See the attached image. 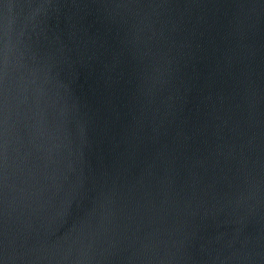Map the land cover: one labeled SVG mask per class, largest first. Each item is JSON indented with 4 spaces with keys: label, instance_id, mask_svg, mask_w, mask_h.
<instances>
[{
    "label": "water",
    "instance_id": "water-1",
    "mask_svg": "<svg viewBox=\"0 0 264 264\" xmlns=\"http://www.w3.org/2000/svg\"><path fill=\"white\" fill-rule=\"evenodd\" d=\"M0 264H264V0H0Z\"/></svg>",
    "mask_w": 264,
    "mask_h": 264
}]
</instances>
